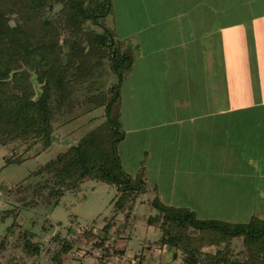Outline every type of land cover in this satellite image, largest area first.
<instances>
[{
  "label": "rangeland",
  "instance_id": "obj_1",
  "mask_svg": "<svg viewBox=\"0 0 264 264\" xmlns=\"http://www.w3.org/2000/svg\"><path fill=\"white\" fill-rule=\"evenodd\" d=\"M170 1L113 0V13L107 20L121 40V49L136 57L123 85L122 124L126 138L120 146V162L125 171L134 176L138 174L141 163L146 162L147 193L133 194L126 204L127 210L121 212L116 211L113 201L118 195L122 199L125 195L121 191L118 194L114 185L99 181L89 180L82 183L79 189H69L59 201L53 199L51 206L41 197L42 185L33 191L38 196H33L35 200L20 203L8 198L9 192L19 194L24 190L18 184L28 183L35 170L108 123L106 105L110 99L109 89L118 81V77L107 58L102 68H98V60L94 61L95 75L92 79V75L86 78L89 80H85V87L74 95L78 106L75 105L74 110H65L54 120L57 138L52 148L43 150L38 145L26 152L24 147L18 148L15 144L0 147V241L5 238L7 242V251L0 258V264H54V256L61 253L63 247V242L54 239L55 234L72 245L69 251L62 253L63 264H186L182 254H176L174 248L158 243L163 237V230L158 226L160 222L152 218L159 217L158 209L153 205L157 194L163 204L192 210L205 220H247L248 217L242 216L244 208H247L245 213L254 211V214L264 216V195L245 201L235 192L241 189L248 195L254 194L249 192L248 176H241L244 181L241 188L234 185L238 184L232 166L236 160L231 162L230 155H220L214 143L207 141L212 137L198 139L195 132L184 135L173 133L177 141L182 138L184 143L183 147L178 143L170 147L174 155L175 151L183 153L182 156L176 155V160L173 155H166L167 150L162 147L170 142L160 136L152 139L159 132L172 128L175 118H189L193 114L189 108L180 109L183 108L180 106L190 101L194 93L200 92L202 81L205 83V80L216 78L211 77L209 70H215L218 75V84H209L212 101L214 104L216 100L223 103V110H216L217 115L232 114L230 105L233 94L227 91L229 87L223 81L226 83L232 74L233 56L227 53L225 59L212 60L207 52L200 51L199 48L207 40L201 29L204 24L195 22L189 28L183 24L187 23L186 20L172 18ZM220 1H217L219 5ZM258 8L260 17L264 16V5ZM231 9L227 13H219L221 20L215 19L213 22L222 24L227 22L226 17L229 16L228 23H238L240 11L236 7ZM61 44L66 54L73 47V38L63 35ZM231 45L229 40L224 48L232 53ZM200 54H206V59L201 58ZM203 68H206V74H203ZM234 73L239 80L241 71L238 59H234ZM235 86L238 96L236 105L240 100L248 103L250 96H254L255 102L264 98V93L260 91L248 93L239 85V81ZM141 108L147 115L146 119L143 116L140 120L138 114ZM169 113L177 117L172 119ZM137 118L140 123H137ZM158 123L164 125L163 128H155ZM206 146L215 150H207ZM253 153L258 154L259 151ZM17 157L23 162H8V158ZM225 158L229 163L219 166V162ZM252 159L255 157L252 156ZM259 163L257 160L258 166L261 165ZM47 177L53 179L52 173L37 180L44 182ZM262 180L264 178L259 179L260 184ZM261 186L264 191V184ZM44 189L46 193L49 192V189ZM233 199L235 206H232ZM9 209L15 210L16 217L3 219L4 211ZM47 213L53 225L47 224L48 230L44 232ZM13 223L15 230L8 233V227ZM107 225L108 229L105 230ZM25 229L36 233L35 241L43 244L44 250L40 256L30 257L22 249L21 239ZM242 248L243 244L235 240V255ZM216 249L211 247L210 251L215 252Z\"/></svg>",
  "mask_w": 264,
  "mask_h": 264
},
{
  "label": "trees",
  "instance_id": "obj_2",
  "mask_svg": "<svg viewBox=\"0 0 264 264\" xmlns=\"http://www.w3.org/2000/svg\"><path fill=\"white\" fill-rule=\"evenodd\" d=\"M113 9V0H0V147L15 144L26 152L38 145L43 150L52 148L57 138L54 120L78 106L74 95L85 87L86 78L95 75L94 61L98 60V68H102L107 58L118 77L109 89L108 123L35 170L28 183L18 184L24 190L9 192V199L27 202L38 197L33 191L42 185L49 192L43 188L41 197L51 206L53 199L59 201L69 189H79L89 180L99 181L114 185L118 194L121 191L125 195L113 201L116 211L121 212L127 210L133 194L147 193L146 162L135 176L120 162V146L126 138L123 85L136 57L121 49V40L107 22ZM63 35L73 38V47L66 54L61 48ZM8 162L23 159L8 158ZM50 173L53 179L37 180ZM153 205L159 217L152 218L163 230L158 243L182 254L186 264H264V216L253 214L239 222L205 220L192 210L167 206L158 197ZM16 215L9 209L2 216ZM49 223L47 213L44 232ZM15 227L14 223L8 227V233ZM35 237L30 229L23 230L21 247L30 257L40 256L44 250ZM54 239L63 242L54 264H63L62 253L72 245L59 234ZM235 240L243 244L236 255ZM211 247H217L215 252ZM6 251L4 238L0 258Z\"/></svg>",
  "mask_w": 264,
  "mask_h": 264
},
{
  "label": "crops",
  "instance_id": "obj_3",
  "mask_svg": "<svg viewBox=\"0 0 264 264\" xmlns=\"http://www.w3.org/2000/svg\"><path fill=\"white\" fill-rule=\"evenodd\" d=\"M218 0H172L171 6L173 9L172 18H179L180 20H186L184 25L191 28L193 23H203L204 27L201 29L205 32L207 40L200 51L208 53L210 59H225L226 54L230 53L233 56V69L229 79L223 84L233 94V100L230 105L232 108L231 115L218 116L216 110H223V103L221 100H216V104L213 103V97L209 90V84L217 85V72L215 70H209L212 73L209 81H202L200 92L194 93V96L190 98V101L184 102L180 109L189 108L191 116L189 118L178 117L171 115V118L176 120L172 123L173 127L168 129L167 132H159L158 135L153 137L155 140L157 136L161 139H165L170 142L163 148H166V155H173L176 160V155L182 156L183 153H177L175 155L170 148L172 145L178 143L180 147L184 146L182 138L178 141L174 138L173 133L184 135V133H197L198 139L209 138L208 142L214 143V148L219 151L220 155L224 157L230 155L233 166L235 181L238 184L235 186H241L244 184L242 175L248 176L249 192L254 194H247L241 192V189L237 192L245 201L247 199L257 196V198L264 195V191L261 190L259 179L264 178V98L255 102L254 96L248 98L250 105L241 100L236 105L235 99L237 96L236 86L237 81L243 89L248 90V93L261 92L264 93V16L260 17L259 6L264 5V0H221L220 5ZM231 7H236L240 12L238 13V23H228L229 16L226 17L227 22L222 24H215L213 20H221L219 13H227ZM170 11V10H167ZM171 17V16H170ZM240 22V23H239ZM205 25H208L205 26ZM261 25V27L259 26ZM206 37H204L206 39ZM229 40H231V47L233 46L232 53L224 47L228 46ZM222 49V50H221ZM201 58L206 59V54H200ZM203 55V56H202ZM203 58V59H204ZM234 59H238L239 68L241 74L239 80L234 73ZM203 74H206V68H203ZM201 73V75H203ZM204 76V75H203ZM247 76L249 79L247 80ZM206 84V87H205ZM204 85V86H203ZM226 87V88H227ZM255 102V103H254ZM246 103V104H245ZM254 103V104H253ZM187 105V106H186ZM263 108V109H261ZM139 112L140 120L146 119L147 115H144V109ZM190 113V112H189ZM137 118V123H140ZM183 120V121H181ZM157 121H153L156 123ZM152 123V124H153ZM209 125H216L211 127ZM164 125L158 123L155 128H163ZM173 137H172V136ZM151 146V144H149ZM159 146V145H158ZM154 148V147H153ZM160 149V147H155ZM207 150H215L211 146L205 147ZM258 150L259 153H253L252 151ZM222 151V152H221ZM230 151V152H225ZM177 153V154H176ZM252 156L255 159H252ZM257 160L261 165L258 166ZM224 163H229L226 158L219 162V166ZM259 163V164H260ZM243 170L240 173V170ZM139 171V169H138ZM155 172V171H153ZM152 172V173H153ZM148 173V168H147ZM241 188V187H240ZM256 189H259L256 193ZM234 195V194H233ZM248 195V196H247ZM158 197V194H157ZM234 198V196H233ZM236 203L232 200V206ZM247 208L242 211V216L250 218L253 213H245ZM239 217V216H235Z\"/></svg>",
  "mask_w": 264,
  "mask_h": 264
}]
</instances>
